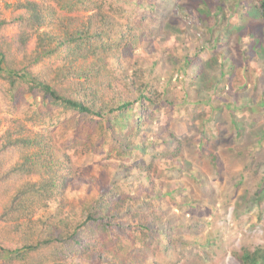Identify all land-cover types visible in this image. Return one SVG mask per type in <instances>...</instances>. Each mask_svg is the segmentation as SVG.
<instances>
[{"label": "trees", "instance_id": "trees-1", "mask_svg": "<svg viewBox=\"0 0 264 264\" xmlns=\"http://www.w3.org/2000/svg\"><path fill=\"white\" fill-rule=\"evenodd\" d=\"M131 1L4 2L8 16L0 15V102L3 99L11 105L19 91H37L41 98L39 104L16 107L17 117H0V264H143L161 246H170L168 225L157 209L163 191L162 186H155L156 166L151 171L142 160L147 146L156 142L141 140L147 117L170 101L163 98L166 85L160 90L153 82L152 68L134 70L128 64L118 71L109 59L118 60L119 66L125 63L131 50L140 45L143 21L150 15L147 23L160 24L165 13L157 15V8L164 12L171 0H162L156 9L155 0L151 4L134 1L142 9L140 18L127 13L125 17L132 21L123 25L116 17ZM193 1L179 5L176 0L172 13L195 12L199 23L212 33V43L208 41L212 50L228 29L224 22H228L229 31L241 23L236 31L254 36L252 41L262 33L264 0ZM226 3L231 13L228 19L236 18L237 24L218 16ZM85 11L90 13L83 16ZM167 21H172L170 16L162 21L168 31L172 23ZM249 50L257 52L251 44ZM190 60L191 56H185L181 68ZM203 73L199 70L196 74L199 90L207 91L206 101L225 106L235 125L230 114L235 113L236 104L214 95L222 86L220 82L227 81L225 71L218 68L213 81ZM259 93L261 97L248 104H256V111L264 113V88ZM73 117L76 124L90 120L86 137L93 147L114 134L113 120L128 126L118 137H122L118 143L125 154H120L116 170L97 179L92 185L94 192L80 197L75 208L66 209L64 190L66 178L72 175L68 172L71 157L57 147L55 134L59 121L68 125ZM133 152L134 161L127 162ZM156 153L152 160L159 153L165 161L178 156ZM237 259L240 264H264V245L243 247Z\"/></svg>", "mask_w": 264, "mask_h": 264}, {"label": "rangeland", "instance_id": "rangeland-1", "mask_svg": "<svg viewBox=\"0 0 264 264\" xmlns=\"http://www.w3.org/2000/svg\"><path fill=\"white\" fill-rule=\"evenodd\" d=\"M5 1L11 2L0 0V15L7 17ZM175 1L171 0L170 7L161 12L158 4L162 0H155L157 15L165 13L163 20L171 17L172 21H167L168 25L172 23L168 31L164 30L163 20L158 25L147 23L149 15L148 21L139 27L144 32L140 45L131 50L125 63L119 66L118 60L109 59L118 71L128 64L134 70L152 68L153 82L160 90L166 85L163 98L171 101L164 102L154 109L153 116L147 117L141 138L145 143L156 142L147 146L142 160L150 165L151 171L156 166L155 186H162L163 191L157 209L168 225L170 246H161L143 264H153L154 260H159V264H240L237 254L243 247L264 245V113L256 111V104H248L253 98L257 101L261 97L259 90L264 88V26L252 41L254 36L236 31L241 23L238 25L236 18L228 19L231 13L226 3L218 16L240 28L229 31L228 22H224V29H228L212 50L208 43L212 33L207 26L199 23L195 12L173 14ZM133 2L124 5L120 17H116L123 25L132 21L125 17L127 13L133 19V16L140 18L142 9ZM143 2L151 4V0ZM250 44L255 46L256 53L249 50ZM194 52L198 54L192 58ZM185 56H191V60L181 68ZM218 68L225 71L227 81L220 82L222 86L219 84L221 87L214 95L236 104L235 113L230 114L235 125L229 121L225 106L218 101H206L207 91L199 90L201 82L195 83L199 70H204L205 78L213 81ZM40 98L37 91H19L11 105L2 99L0 117H17L20 114L16 107L39 104ZM70 121L68 125L65 120L59 121L55 134L57 147L71 157L68 172L72 175L66 178L64 190L66 209L75 208L80 197L94 192L92 185L97 179H104L116 170L120 154H125L118 143L122 137H118L125 134L128 126L113 120L114 134L102 145L96 142L93 147L91 139L86 137V124L90 120L76 124L73 117ZM160 151L178 156L165 161L159 153L152 160V155ZM134 153L127 162L134 161ZM155 193L158 194V189ZM197 241L200 243L195 244Z\"/></svg>", "mask_w": 264, "mask_h": 264}]
</instances>
